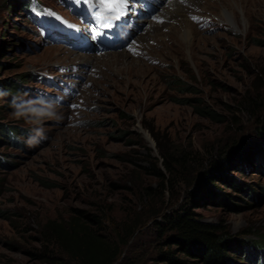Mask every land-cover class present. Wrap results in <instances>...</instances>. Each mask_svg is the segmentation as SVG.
Masks as SVG:
<instances>
[{
    "label": "rangeland",
    "instance_id": "1",
    "mask_svg": "<svg viewBox=\"0 0 264 264\" xmlns=\"http://www.w3.org/2000/svg\"><path fill=\"white\" fill-rule=\"evenodd\" d=\"M13 1L0 0V264L67 260L47 226L83 212L121 244L119 261L162 264L167 247L156 221L194 188L187 179L199 164L234 138L264 143V0H151L142 16L132 12L137 25L127 42L103 49L74 48L55 31L63 24L54 12L82 24L72 0H28L26 11ZM179 2L185 17L175 13ZM96 11L89 5L86 14ZM171 14L175 20L165 18ZM184 18L191 45L183 33L174 43L163 26ZM161 152L174 155L170 189L155 171H165ZM260 165L234 171L254 191L237 193L240 206L201 204L199 217L264 237ZM252 263L264 261L257 255Z\"/></svg>",
    "mask_w": 264,
    "mask_h": 264
},
{
    "label": "trees",
    "instance_id": "2",
    "mask_svg": "<svg viewBox=\"0 0 264 264\" xmlns=\"http://www.w3.org/2000/svg\"><path fill=\"white\" fill-rule=\"evenodd\" d=\"M29 5L28 0H14L12 3L15 10H29ZM10 88L16 89L15 84L10 85ZM259 132L264 135V125H260ZM6 134L14 138L15 133L8 129ZM161 154L165 171H155L166 182L165 188L170 189L177 174L174 155L168 152ZM184 157L182 153L181 159ZM249 164H261L264 167V143L251 137L234 138L220 149L218 156L207 157L206 162L199 164L198 175L193 180L187 179L194 188L186 191L184 199L156 221L155 226L162 232L161 237L165 235L162 244L167 247L158 253L162 264H231L233 261L253 264L257 255L264 261V237H258L255 241L245 237L244 234L248 235L245 231L244 234L231 233L223 223L203 221L194 209L205 203L224 207L240 206L234 201L240 198L237 193L252 194L254 191L234 171L242 170L243 166ZM218 183L230 187L236 193L226 191ZM81 215L72 216L68 221L53 220L48 223L51 232L48 234L49 240L68 258H55L50 261L51 264H125L119 261L121 244L111 241L102 232L100 220L93 214L83 212ZM233 253H240L243 260L239 261Z\"/></svg>",
    "mask_w": 264,
    "mask_h": 264
},
{
    "label": "bare ground",
    "instance_id": "3",
    "mask_svg": "<svg viewBox=\"0 0 264 264\" xmlns=\"http://www.w3.org/2000/svg\"><path fill=\"white\" fill-rule=\"evenodd\" d=\"M180 1V0H179ZM188 1V3L190 2V1H194L195 3H197L198 2V0H187ZM233 1V0H232ZM231 0H222V2L221 3H223V4H228V6H231V3H233ZM236 1H243V0H236ZM217 3H220V1H217ZM183 4H185V3H183ZM219 5V4H218ZM187 5L185 4V6L184 5H182V2H179V5L177 6V7H175V13H177V14H180L181 16H184L185 17V15H184V13L183 12H185V7H186ZM148 14H150V13H148ZM162 16V18H163V15H161ZM187 16V15H186ZM160 17V16H159ZM165 18H167L168 20H175V14L174 15H167V16H165ZM167 20H165V21H163V23H164V25L163 26H166V27H168V28H170V31L168 32V33H166V36H168L169 37V39L171 38V39H173V42L174 43H176L175 42V39H176V35L177 34H179V33H183V35L185 36V38L188 40V41H190L189 43H187L188 45L190 44H192V41H193V29H192V24L189 22V21H187V19H181V22L179 23V25L178 26H172V24L171 25H169V23L168 22H166ZM176 22H177V20H176ZM179 22V21H178ZM157 23H159V22H157ZM162 23V22H161ZM161 23H159V24H161ZM169 25V26H168ZM162 34H163V31L161 30V27H159V28H157L155 31H154V33H153V36H155L156 38H159L160 36H162ZM163 41V40H162ZM161 41V42H162ZM163 43V42H162ZM141 44V43H140ZM139 44V45H140ZM90 46H92V45H90ZM132 46V45H131ZM180 45H178L177 44V47H179ZM176 47V48H177ZM90 47H88V48H86V49H84V51H87L88 49H89ZM172 48V47H171ZM178 49V48H177Z\"/></svg>",
    "mask_w": 264,
    "mask_h": 264
},
{
    "label": "snow or ice",
    "instance_id": "4",
    "mask_svg": "<svg viewBox=\"0 0 264 264\" xmlns=\"http://www.w3.org/2000/svg\"><path fill=\"white\" fill-rule=\"evenodd\" d=\"M129 0H99V12L96 19L101 27L112 26L127 10ZM111 17V19H107ZM195 19V18H194Z\"/></svg>",
    "mask_w": 264,
    "mask_h": 264
}]
</instances>
